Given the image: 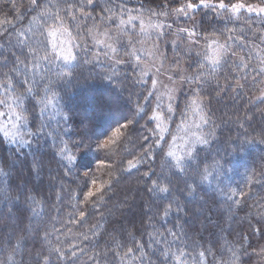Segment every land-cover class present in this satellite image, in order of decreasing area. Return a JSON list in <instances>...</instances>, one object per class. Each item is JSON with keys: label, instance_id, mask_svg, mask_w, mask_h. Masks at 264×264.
Listing matches in <instances>:
<instances>
[{"label": "trees", "instance_id": "obj_1", "mask_svg": "<svg viewBox=\"0 0 264 264\" xmlns=\"http://www.w3.org/2000/svg\"><path fill=\"white\" fill-rule=\"evenodd\" d=\"M123 1L95 0V7L86 6L82 9V11L91 12V17H79V11H77L79 18L76 21L65 17L64 27L68 29V33L59 32L56 40L64 34L78 58L75 67L70 65L60 67L59 70L71 71L72 76L55 84L52 91L59 92V97L53 98L51 105L46 110L44 104L36 102L39 97L28 94L23 97L24 105L27 107L24 114L28 115L29 120L28 124L23 125L22 128L29 127L33 131L37 128L43 130L30 140L25 135L24 137L29 142L24 145L0 137V168L8 173V176L0 178V190L8 188L11 194L15 195L18 188L28 191L35 186L36 199L45 201L41 217H34L30 212H25L22 217V227L39 228L40 231L39 234L31 231L27 235V243L17 253L16 260L19 262L23 259L24 264H38V262L43 264L44 258L48 257V264H133L132 260L127 258L124 261L114 260L109 254L106 259H100L96 254L100 253L103 256L110 251H115L117 243L122 245L119 250L123 254L128 247L133 246L135 241L146 245L143 252L149 255L145 257L144 264H148L149 259L152 264H156V257L151 253L156 252L159 255V248L149 233L166 234L168 230H172L179 234L177 244L195 245L197 251L204 248L210 249L215 254V260L222 261V264H227L232 257V251L229 249H234L239 257L236 264H264V222L257 223L259 217L256 208V204L264 206V114L261 112L264 109V102L257 99L261 93H264V83H261L264 81V77H258L256 83H253L254 72L243 67H240L239 72L236 70L239 65L238 57L241 55H244L245 61H247L248 54L251 52L253 66L260 62L256 57L257 51L264 57V43H261L254 35L259 33L264 36V15L243 11L238 18H225L224 24L218 25V27L236 30L235 34L240 37V43L237 45V43L229 41V44L235 48L237 57H229L226 63L216 66L214 72L205 61V72L206 74L212 72V78L204 86L202 95L205 105L204 112L211 119L208 125H202L200 129L196 128L195 133L200 135L214 129V138L210 144H197L195 148L200 149V158L207 157L206 162L208 163L219 151L226 160H231V164L226 165L231 171L227 176L220 177L219 180L210 178L209 182L201 184L194 197L187 196L186 190L184 195H181L180 190H183L184 186L182 182L178 183V187H174L172 190L171 198L177 199L181 206H186L187 211L177 212L173 206V211L167 217L162 218L163 210L157 212L155 204H152L156 197L147 192L146 178H142L143 172L148 170L149 165L141 164L138 166V171L133 169L130 174L119 171L120 168L126 167L128 160L143 151L140 147L143 141L139 137L150 135V133L146 131L148 126L141 117L144 116L145 111L151 112L157 107L153 94H150V90L147 88L149 78L147 75L141 77L140 66H137L133 58L125 55L133 47L132 44H129V40L135 37L133 44L136 47L142 35L137 32L138 30L133 33L128 26L125 28L127 31L119 33L117 25L120 18L127 20L125 17L128 15L143 13L144 18L147 19L149 9L161 11L159 5L163 0H133L140 4L143 3V5L144 2H147L143 8L140 5H127ZM244 1L248 4L264 5L263 0ZM15 2L18 7L27 4V0H15ZM81 2L82 0H67L68 4ZM83 2L86 3V0ZM3 5L4 0H0V19H4L6 15L7 18L14 17L15 10L11 9L10 5L9 7ZM60 6L64 7L65 5L62 3ZM171 7H175V5H171ZM104 8H111L117 14L116 17L113 20L105 19L104 17L110 16L112 13L106 12L101 15V10ZM133 8H137V10L133 11ZM22 10L25 18L17 22V29H26L31 18L35 15L26 9L22 8ZM204 11L200 10L192 14L191 18L173 16L165 20L166 24L175 21L171 31L165 29L167 31L165 36L157 37L155 32L146 36L149 43L158 44L160 52L162 51V55L165 56L163 57L165 61H173L179 54L180 65L185 69L186 75L194 72L198 67L201 58L196 56L197 51L204 49L210 54L205 37L209 36L212 29L198 28L199 46L191 48V50H185L187 48L186 35L179 47L173 44V41L178 39L175 32L177 27H191L193 18L197 23L201 20L207 23L211 19V14L204 16ZM116 20L118 21L117 25L114 24ZM136 23L138 21L133 25L136 26ZM89 29H91V33L88 31ZM102 29H113V35L119 37L120 46L117 48V53H123L126 60L119 67L104 68L93 61L94 48L90 45L89 40L93 33ZM243 36H247L248 39L244 40ZM12 42L15 43L14 37ZM219 43H224V40L221 38ZM0 44L6 46V54L15 52L19 55L18 49L8 46L7 37L0 40ZM156 44H154L155 50ZM155 53L157 55V51ZM135 55L143 59L141 57L143 53H135ZM173 64L175 65V63ZM57 65H60L59 61H57ZM8 67H12V65L9 64ZM5 71H7L6 68L0 69V72ZM21 71H23L22 67ZM226 77L233 84L239 79L241 83L245 84V87L238 90L227 87ZM244 77L247 79H243ZM217 83H219V87H217ZM40 87L43 88V85L41 84ZM191 87L186 84V90L179 93L181 95L179 102L175 105L174 110L168 113V118L164 120L163 127L169 131L164 132L163 135L169 144L173 141V136L177 137L180 134V126L183 123L187 122L189 125L190 120L195 121V119L199 123L200 113L198 111H195L192 117H187L190 112L187 113L186 104L193 96ZM220 88L225 90L220 92ZM17 90L18 92L23 91L19 87ZM41 95H43L42 92ZM49 96L51 97V93ZM0 98H2V90H0ZM105 98H109L108 100L112 102V110L109 107L105 109V106L99 111L90 109L89 105L93 101L105 105L107 101ZM30 100L32 103H29ZM132 102H134V106H132ZM0 109L6 111L2 107ZM129 109L132 114L130 120L133 121V124L129 125V129L121 130L123 135L111 150H98L96 143L93 142V151H86L78 158L80 165L92 170V174L88 177L89 181L96 179L103 182L111 179V187L105 193L104 200L97 202L95 207L89 204L85 209V206L75 199L76 196H79L80 200H83V191H87L82 175H77L80 169L73 166L72 173L65 175L63 165L67 163V160H62L56 155L57 144L61 139L65 142L79 139L77 133L91 137L93 141L102 138L117 126V122L126 123L129 121L126 117L129 114ZM158 111H162L161 108ZM86 113H90L89 119L85 121L87 127H82L81 120L84 119ZM249 117L252 118L249 119ZM241 140L246 141L243 152L240 151ZM151 142L152 140L149 141V143ZM60 146L63 147V144ZM144 147L147 148L148 145L145 144ZM167 147L168 145H165L166 150ZM152 151L156 153L158 150L153 148ZM228 153L233 154L229 156ZM68 154L66 153L65 156ZM71 154L75 155L76 151L73 149ZM34 157L40 160L43 165V172L39 175L30 170ZM97 159L104 161L105 165H112V167L108 168L95 163ZM160 164L161 159L157 157L150 166L159 172ZM225 192L228 195L235 193L232 195V201H227ZM129 196H132L131 199L126 200ZM58 197L60 198L58 199ZM236 201H240V203L236 204ZM164 203L167 204V200ZM73 204L77 205L76 216L80 210L88 212L87 219L82 225L69 222V213L74 211L71 207ZM145 205H151L152 210L149 212ZM20 207L24 209L27 205L21 202ZM10 211L13 212L12 216H9ZM149 216L153 217L151 222H148ZM17 219L12 205L0 197V229L3 230L0 232V248L7 246L6 237L12 235V228L16 225ZM45 225L51 233L48 237L51 244L44 239ZM91 225H97V227L92 229ZM53 227L59 231L52 232ZM93 232L96 235H93ZM23 234L19 231L16 232L12 243L15 244L16 237ZM85 235L89 237L88 240L83 239ZM168 239L172 238L168 237ZM70 245L71 247H69ZM52 247L61 248L60 254H63L65 258L58 260L57 257L60 254L52 253ZM173 247L175 248L176 244H173ZM81 249H83V253H81ZM73 252L76 253L75 256H73ZM6 255L7 252L0 253V260H4ZM89 257L92 259L90 260ZM136 264H140L138 259ZM203 264H215L213 255H208Z\"/></svg>", "mask_w": 264, "mask_h": 264}, {"label": "snow or ice", "instance_id": "obj_2", "mask_svg": "<svg viewBox=\"0 0 264 264\" xmlns=\"http://www.w3.org/2000/svg\"><path fill=\"white\" fill-rule=\"evenodd\" d=\"M64 4V7H61V4ZM11 7L15 10V16L12 18H7V15L4 19H0V40H3L5 37L8 39V46L13 49L19 50V55L15 52L7 53L5 52V45L0 44V69H7L5 72H0V90H2V98H0V107L6 109V111H0V117H6V123L0 124V132L3 133V137L7 138L9 136L14 137L15 140L19 142L20 145H24L29 142V140L39 134L43 129L37 128L33 131L29 127H24L21 130L20 125L28 124V115L24 113L27 111V107L24 105L23 97L25 94H28L33 97H39L36 101L37 103L44 104V109L46 110L49 105L52 103L53 98L59 97V92H53L52 89L56 83L62 81L68 77L72 76L71 71H61L60 67H75V62L77 61V54H74L73 48L71 46H65L63 43L58 45L55 42V37L59 32L68 33V29L64 27L65 17L70 18L72 21H76L79 17L88 18L92 16L91 12L82 11L86 6H94L95 0H86V3L82 2L79 4L73 3L68 4L67 0H27L26 6L18 7L15 0H4V7ZM175 5V7H171ZM161 11H155L152 9L148 10L147 19L144 18L143 13L137 15H129L127 20L120 18L119 24L117 25V30L124 32L127 29H122L121 25H131V31L135 33L137 31L136 26L133 25V21L139 22V34L143 36H150L152 32H155L157 37H163L167 34V31H171L172 25L175 23L173 20L172 23H165V20L170 19L173 16H183L186 18H191L192 14L205 10L203 12L204 16L211 14V19L205 23L204 20H201L199 23L193 18L191 27H177L175 35L178 37L177 40L173 41L177 47L180 46V42L184 41L185 35L187 36V48L185 50H191L199 46V36L200 33L197 31L198 28L207 30L211 28L212 32L208 37H205L207 48L210 50L208 54L204 49L196 52V56L200 57L198 67L194 72H191L187 75L182 73V68L180 65L179 54L174 58L173 63H175L176 68L173 71L179 75L180 81L187 82L191 85V91L193 93L192 98L186 104V109L188 111H198L199 123L195 125L197 129H200L202 125H208L210 123V117L204 112V97L202 95L204 86L211 80L212 72L206 74L205 72V61L207 62L208 67L215 71V67L226 63L229 57H237L235 48H232L229 44V41L240 43V37L235 34L234 28L227 27H218V25H223L225 18H238L239 14L242 11H247L249 13H257L258 15H264V5L253 7L252 5L245 4L241 0L232 3L231 0H163L159 5ZM35 13L29 22V26L24 29L16 28L18 21H21L25 18L24 11ZM143 8V5H141ZM79 11V17L77 15ZM112 13V15L104 17L108 20H113L116 17V13L113 12L111 8H104L101 10V15L103 13ZM10 15V13H9ZM155 18V19H153ZM51 21V23H49ZM167 31H166V30ZM91 33V29L88 30ZM70 34V33H69ZM107 35V32L104 33ZM256 39H259L261 43H264V36L259 33L254 34ZM13 37L15 38V43H13ZM224 40V43H219L220 39ZM135 37L129 40V44H132V50L127 51L125 55L131 57L136 61L137 66L141 63V58L135 55L137 51L133 44ZM244 40H247V36H243ZM101 43V41H97ZM107 47L112 51L116 52L117 48L115 47V42L108 44ZM156 50H159L158 44L155 45ZM105 57L112 59L108 56V53H104ZM23 57V59H21ZM256 57L259 59V64L253 66L252 55L249 52L247 61H245V56L241 55L238 57L239 65L237 66V72H239L240 67L244 69H249L251 72H254L255 75L252 76V82L256 83L258 77H264V57L260 55V52H256ZM57 61L60 62V65H57ZM125 59H116L114 63L121 64L125 63ZM235 63V61H234ZM9 64L12 67H8ZM21 67L23 71H21ZM191 67V65H189ZM55 70V71H54ZM146 71H141V77L147 75ZM21 77H23L21 79ZM169 83L175 84V80L172 76H169ZM243 79H247L244 77ZM47 81V82H45ZM264 83V81H261ZM43 85V88L40 85ZM152 89H156L157 100V109H160L164 104L163 97L167 95L169 103L167 104L166 111H158L157 109L144 112V116L141 117L145 120L146 131L150 135H143L139 137L143 141L140 147L143 149L137 156H133L132 159L127 161L126 167L119 169L120 172L129 173L131 170H139V165L148 164V170L143 172L142 178H146L145 183L147 184V192L150 193L153 197H156V200L152 201V204H155L157 212H160L162 209V218L167 217L172 211L173 206L175 210L187 211L186 206H181V204L175 198H171V193L174 187H178V183H183V190L181 195H184L186 190L187 196L194 197L197 190L200 188V185L209 182L210 178L219 180L222 176H227L228 172L231 171L226 165L231 164V160H226L224 156L220 154L219 151L215 153L212 157L211 162L208 163L207 157L200 158L199 152L200 149L195 148V145H208L212 142L214 138V129L208 133L196 134L192 133L193 139L187 143V146L183 149V155H177L173 150V146L169 144L167 138L163 135L164 132L169 131V129L163 127V122L168 118V113L173 111L171 101L173 96L172 88H169L168 85H161L158 79H151ZM225 84L227 87L234 88V90L243 89L245 87L244 83H241L239 79L233 84L230 82L229 78H225ZM18 87L23 89L22 92H18ZM163 87L166 91H160V88ZM219 87V83H217ZM224 88H220V92L224 91ZM41 92L43 95H41ZM51 93V97L49 94ZM150 94H154L150 91ZM219 95V92H217ZM147 99V97H145ZM257 99L264 102V93H261L260 97ZM29 103H32L30 100ZM104 104L93 101L89 105L91 110L99 111L104 108ZM178 107V105H177ZM34 108V105H33ZM143 110V109H142ZM264 114V109L261 110ZM90 113H86L84 119L81 120V126L87 127L85 121L89 119ZM252 117H249L251 119ZM67 119V117H65ZM133 121H127L126 123L117 122V126L112 128L110 132L104 135L102 138L92 140L91 137L85 136L81 133H77L79 139L69 140L67 142L62 139L59 140L57 144L58 151L56 155L61 157V159H66L65 163V175L71 174L73 171V166H77L80 171L77 172V175H82L84 179V187L87 188V191H83V200H80L79 196H76L81 204L85 206V209L91 204L92 207H95L97 202L103 201L105 198V193L110 190L111 179L107 181L100 182L96 179L88 180V177L92 174L91 168L84 167L78 163V158L84 152L93 151L92 143H96V148L99 149H108L111 150L116 144L117 140L123 135L122 129H129V125H132ZM11 125V127H9ZM154 125V126H153ZM135 130V129H132ZM27 136L29 140H25L24 136ZM51 135V133H49ZM173 140L176 139L175 136L172 137ZM152 140L151 143L149 141ZM246 141H240V151L243 152L244 144ZM63 144V147L60 145ZM147 144L148 147L145 148L144 145ZM165 145H168L167 150ZM155 148L158 151L153 153L152 149ZM76 151V154L73 155L72 150ZM235 151V149H234ZM66 153H69L65 156ZM233 153H228L227 155L231 156ZM131 155V153H129ZM157 157H160V171L157 172L153 170L150 166ZM95 163L111 168L112 165H105L104 161L97 159ZM123 163V161H121ZM211 169V171H210ZM32 172L37 175L43 172L42 162L34 157L33 164L30 169ZM8 176V173L4 172L0 168V178ZM150 181V183H148ZM176 182V183H174ZM251 182V181H249ZM11 186L9 185V188ZM235 193L233 192L232 195ZM37 191L36 187L33 186L30 190L25 191L24 189H16V194L12 195L8 188L0 190V197L4 201L12 205V209L15 211L18 219L15 226L12 228V235L6 237V247L0 248V253L7 252L4 260H0V264H24L23 259L19 262L16 260V255L20 252L23 246L27 243V235L31 231H35L39 234L40 229H30L22 227V217L25 212H30L34 217H41L43 215V204L45 201L36 199ZM227 201H232V195L224 193ZM60 197H58L59 199ZM157 200L159 201L157 203ZM167 200V204L164 201ZM23 202L27 205L26 208L21 209L20 204ZM236 204H239L240 201H236ZM73 212L69 213V222L82 225L83 222L87 219L88 212L86 210H80L78 216L75 215L77 210V205H71ZM150 212L151 205H145ZM257 216L259 219L257 223L264 222V206L256 204ZM13 212H9V216H12ZM153 219L152 216L148 217V222H151ZM97 225H91L92 229H95ZM3 230L0 229V232ZM24 233L16 237V243L13 244V237L16 232ZM52 232H58L59 229L53 227ZM51 233L48 231L47 225L44 227V239L46 242L51 244L52 242L48 240V237ZM93 235H96L93 232ZM153 237V242L159 248V255L156 252H152L151 255L156 257V264H203V261L207 259L208 255H213L215 264H222V261L215 260V254L211 252L210 249L204 248L201 251H197V246H189L187 243L177 244L179 240V234L168 230L167 233H149ZM168 237L172 239L169 240ZM84 240H88L89 237L85 235ZM115 242V241H114ZM173 244H176V247H173ZM71 247V245L69 246ZM121 244H116V250L110 251L101 256L100 253H97V257L100 259H106L110 254L112 258L119 259L124 261L126 258L132 260L133 264H136L137 259L140 261V264H144L145 257L148 256V253L143 252V249L146 245H143L138 242H133L132 247H128L126 251L121 254L120 248ZM202 247V246H201ZM191 248V251H189ZM10 249V250H9ZM232 251V257L227 262V264H236V261L239 257L236 255L234 249H229ZM52 253L60 254L62 252L59 247H52ZM83 253V249H81ZM73 256L76 255L75 252L72 253ZM65 256L63 254L58 255V260H63ZM91 260L92 257H89ZM48 257L44 258L43 264H48ZM39 264V262H38ZM148 264H152V261L149 259Z\"/></svg>", "mask_w": 264, "mask_h": 264}, {"label": "rangeland", "instance_id": "obj_3", "mask_svg": "<svg viewBox=\"0 0 264 264\" xmlns=\"http://www.w3.org/2000/svg\"><path fill=\"white\" fill-rule=\"evenodd\" d=\"M123 2H125V4H127V5L131 4V6L143 5V3L140 4L139 2H136L133 0H124ZM231 2L235 3L237 1L231 0ZM241 2L248 4L244 0H241ZM146 4H147V2H144V5H146ZM249 5H252L253 7L260 6V4L259 5L249 4ZM136 10H137V8H133V11H136ZM244 12H247V11H244ZM250 14L258 15L257 13H250ZM128 16L125 17V19H128ZM180 17H183V16H180ZM117 22L118 21L116 20L114 22V24L117 25ZM134 22H137V21H134ZM134 22H132V23L134 24ZM127 26L131 28V25H121V28L125 29ZM136 26H137L136 29L138 30L137 32L139 33V22L136 23ZM105 32H107V35L104 34ZM114 32H116V31H114ZM119 33H120V31H119ZM124 37L127 39L126 34H124ZM56 38H57V36L55 37V42L58 45L63 43L65 46H70L69 45L70 41L66 39V36L64 34L60 35L57 40H56ZM146 38H147L146 36L142 35V38H140L138 45L135 47V49L137 50L135 53H138V54L143 53V55H141V57L143 59H141V63L139 64V66H140V69H142L143 71H146L148 73L147 77L149 78L150 81L147 85V88L152 93H154L153 97H154V103L156 104V107H157V104L159 103V101L157 100L158 93L156 92V89H152L151 79L152 78L158 79L160 81L161 85H168L169 88H172L173 92L171 93V95L173 96V99L171 101V104H172V108L174 110L175 105L179 102V96H181V95H179V93L181 91L184 92L186 90V84H188V83L187 82L182 83L180 81L179 75H177L175 72H173V69L176 68V65L173 64V61H165L163 58L165 56L162 55L163 52L162 51L160 52V50H158V51L155 50L154 44H156V43H153V44L151 42L149 43V41ZM148 39H149V37H148ZM89 41H90L89 42L90 45H92L94 48V53H93L94 55L92 58L96 64L101 65L104 68L108 67V68H112V69L120 66V64H116V63H114V61L116 59H120V58L124 59L123 53H121V54L117 53L118 50L116 52H112L107 47L108 44H111L114 42H115L116 48H118L120 46V43L118 42L119 37L113 35V29H102L100 31H97V32L92 34L91 40H89ZM97 41H101V43H97ZM86 42L88 43L87 40H86ZM127 45H128V43H127ZM143 46H144V48H143ZM143 50H144V52H143ZM156 51H157V55L155 53ZM105 52L108 53L109 57H112L111 60L108 59V57H105V55H104ZM145 52H146V54H145ZM121 64H123V63H121ZM182 73L183 74L186 73L185 69H183V68H182ZM169 76H172L174 78V80H175L174 85L169 83V79H168ZM160 91H166V89L161 87ZM105 99H107V98H105ZM108 99L105 103V109L109 107L112 110L113 109L112 102H110ZM163 100H164V104L161 106V110L166 111L167 104L169 103L167 95H165L163 97ZM132 106H134V102H132ZM0 111H3V110L0 109ZM128 112H129V114H127L126 117H128V120L131 121L130 119L132 118V114L130 113V109L128 110ZM189 112L190 111H188L187 113H189ZM194 112L195 111H191L189 116L187 114V117H189V118L192 117L194 115ZM6 119H7L6 117H0V124L6 123ZM163 124H164V122H163ZM195 124H197L196 119H195V121L190 120L189 125H187V122H185V123H183V125L180 126L181 127L180 134L177 135L176 139L171 142V145L173 146L172 150L177 155H183V149L187 146V143L193 139L192 133H195V130H196ZM9 127H11V125H9ZM20 127H21V129H23L22 128L23 125H20ZM0 137H3L2 132H0ZM3 139H6L7 141L9 140L12 142H18L17 140H15L14 137H11V136H9L7 138L3 137ZM24 139L27 140V138H25V137H24ZM130 194H131V192H130ZM130 197H132V196H129V198H126V200L131 199ZM208 209L211 210L209 207H208Z\"/></svg>", "mask_w": 264, "mask_h": 264}]
</instances>
